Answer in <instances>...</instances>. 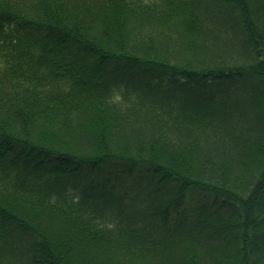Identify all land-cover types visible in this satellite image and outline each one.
<instances>
[{
	"label": "trees",
	"instance_id": "1",
	"mask_svg": "<svg viewBox=\"0 0 264 264\" xmlns=\"http://www.w3.org/2000/svg\"><path fill=\"white\" fill-rule=\"evenodd\" d=\"M1 195L0 264H264V0H0Z\"/></svg>",
	"mask_w": 264,
	"mask_h": 264
},
{
	"label": "rangeland",
	"instance_id": "2",
	"mask_svg": "<svg viewBox=\"0 0 264 264\" xmlns=\"http://www.w3.org/2000/svg\"><path fill=\"white\" fill-rule=\"evenodd\" d=\"M162 10H164V7H162ZM165 12L164 11H160L159 14H163ZM5 197H8L12 200H14L15 195L14 194H2ZM2 195L0 196V198L2 197ZM46 204L42 205H34L31 208L24 206V208L28 211L31 210L33 213V216L30 217L28 215V213L26 212V214L31 218L34 219L36 221H38V223L40 225H42L43 228H45V230L47 232L52 231L55 233H58L60 231H63V233L69 232L70 234H73V232H75V225L76 223L73 220L71 216H69V218L65 217L62 214H58L56 212H53L54 209H56L55 207H52L48 202L45 201ZM57 210H61V209H57ZM63 211V210H62ZM52 212L56 215V218L53 217ZM35 217V218H33ZM53 217V218H52ZM71 218V219H70ZM59 236V235H58ZM63 234L61 235L60 239L62 238Z\"/></svg>",
	"mask_w": 264,
	"mask_h": 264
}]
</instances>
